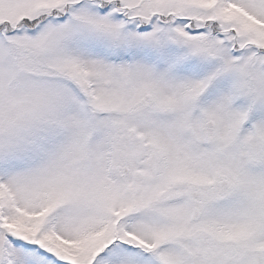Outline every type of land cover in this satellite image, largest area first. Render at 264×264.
I'll list each match as a JSON object with an SVG mask.
<instances>
[{
    "label": "snow or ice",
    "instance_id": "6c2138e0",
    "mask_svg": "<svg viewBox=\"0 0 264 264\" xmlns=\"http://www.w3.org/2000/svg\"><path fill=\"white\" fill-rule=\"evenodd\" d=\"M0 264H264V0H0Z\"/></svg>",
    "mask_w": 264,
    "mask_h": 264
}]
</instances>
